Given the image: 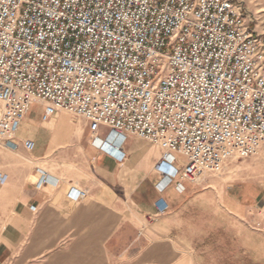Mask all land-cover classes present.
Instances as JSON below:
<instances>
[{
  "label": "built area",
  "instance_id": "obj_1",
  "mask_svg": "<svg viewBox=\"0 0 264 264\" xmlns=\"http://www.w3.org/2000/svg\"><path fill=\"white\" fill-rule=\"evenodd\" d=\"M34 102L43 123L85 120L93 142L102 127L147 140L181 191L264 156V42L236 0H0V147L33 150L17 133Z\"/></svg>",
  "mask_w": 264,
  "mask_h": 264
},
{
  "label": "crops",
  "instance_id": "obj_2",
  "mask_svg": "<svg viewBox=\"0 0 264 264\" xmlns=\"http://www.w3.org/2000/svg\"><path fill=\"white\" fill-rule=\"evenodd\" d=\"M17 137L34 142L27 154L33 179L43 169L49 180L40 187L24 177L14 184L11 203L0 214V264H181L168 240L152 242L147 229L166 216L158 206L169 207L179 191L155 169L159 148L125 137L114 153L92 141L86 122H72L61 111L46 123L28 113ZM97 137L105 143L117 136L102 127ZM58 148L62 152L56 154ZM18 150H25L22 143ZM1 176L3 185L6 174ZM70 186L84 194L69 198Z\"/></svg>",
  "mask_w": 264,
  "mask_h": 264
},
{
  "label": "rangeland",
  "instance_id": "obj_3",
  "mask_svg": "<svg viewBox=\"0 0 264 264\" xmlns=\"http://www.w3.org/2000/svg\"><path fill=\"white\" fill-rule=\"evenodd\" d=\"M236 1L243 6L254 34L264 42V0ZM40 110V104L34 102L29 117L37 118ZM61 112L72 122H85L67 111ZM42 137L46 141L49 134ZM126 138L152 147L147 140L135 135ZM121 140L122 137L117 136L101 144L97 138L95 143L119 153ZM60 152V148L55 150L56 154ZM27 154L26 150L0 147V172L6 174L5 183L2 185L0 181V214L10 205L17 181L24 177L30 183L36 182ZM57 170L86 176L72 167H57ZM118 178L123 184L125 172L119 173ZM178 182L176 179L170 185L175 188ZM182 185L183 190L171 196V205L162 214L166 216L149 223L147 229L152 242L168 240L170 248L176 250V261L181 264H264V156L261 153L247 158H229L219 172L203 173L196 182L184 181ZM60 186L62 190L66 187Z\"/></svg>",
  "mask_w": 264,
  "mask_h": 264
}]
</instances>
